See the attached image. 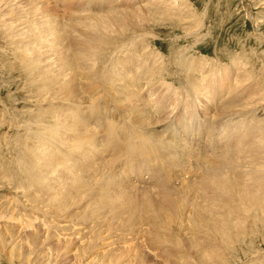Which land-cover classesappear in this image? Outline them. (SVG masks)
<instances>
[{
    "label": "bare ground",
    "instance_id": "6f19581e",
    "mask_svg": "<svg viewBox=\"0 0 264 264\" xmlns=\"http://www.w3.org/2000/svg\"><path fill=\"white\" fill-rule=\"evenodd\" d=\"M17 1L0 0V31L11 42L5 41L10 49L0 44V54L6 58L11 50L16 53L14 62L24 72V94L33 98L37 110L31 112L29 105L26 110L27 154L22 141L17 142V149L25 151L20 158L22 178L21 170L14 177L10 169V175L7 164L0 184L22 191L38 215L28 214V222L35 221L22 234L5 213L0 254L15 251L13 258L18 255L25 264H93L81 259L95 254L101 258L95 264H157L154 259L159 264H229L221 247L231 249L235 236L261 218L256 212L264 218V69L242 54L231 62L237 63L235 71L224 70L225 63L216 58L197 59L186 49L165 58L155 47L152 26L156 16L163 15L154 7L164 5L193 24L181 0H134L128 10L122 8L124 0H76L83 11L64 24L69 15L60 22L42 0H20V7ZM201 30L194 24L184 37L191 35L192 45L198 44ZM257 83L263 87L259 95L253 91ZM103 85L119 90L118 113L104 117L101 109L81 110L94 103L93 94L101 93ZM117 117L128 123L130 134L114 125ZM102 120L109 132L103 148L112 151L105 152L107 159L95 145ZM160 127L170 138H179L180 147L158 139L163 137ZM190 137L203 140L198 150L186 141ZM120 155L130 173L139 166L149 172L153 184L138 188L119 180L110 165ZM177 180L178 187L173 185ZM136 194L165 201V223L152 200H128L131 210L110 229L115 200ZM179 219L183 221L177 227L167 224ZM109 229L110 237L99 240ZM187 235L210 237L211 242L200 245ZM99 244L101 248L92 247Z\"/></svg>",
    "mask_w": 264,
    "mask_h": 264
},
{
    "label": "rangeland",
    "instance_id": "374dc122",
    "mask_svg": "<svg viewBox=\"0 0 264 264\" xmlns=\"http://www.w3.org/2000/svg\"><path fill=\"white\" fill-rule=\"evenodd\" d=\"M18 1L17 3H19L18 6L20 7L22 4L20 0ZM138 1L139 0H137V2ZM42 2L44 3V5L46 4L45 9L49 12V14L53 18L55 17L59 21L66 20L67 16L69 15V19L71 20L67 19L68 21H63V24L67 22H71L73 18H77L75 17V16H78L77 14H80V12H82V11H70L71 2L66 1V0H42ZM132 2L135 4L136 1L129 0L128 2L124 4L125 8L123 7V9H126V8L127 10L131 9L134 6V5L132 6ZM181 4L182 5L185 4L188 14L191 16V19L194 20L193 24L186 23L187 21H185L184 19L185 16L180 17L178 14L174 13L173 11H169L167 7L165 8L164 5L157 4L154 7L158 15L160 14L163 15L162 17L156 16V21L152 26L153 30L157 33L156 35L157 39L154 40L155 47L157 46L156 49L159 50V52L165 58L168 59V58H171L172 56L173 58H175L174 57L175 53H178L186 49L189 53L194 54V56L197 59L205 58L209 61H212V59L216 58L218 60H221L220 62L225 63L224 70L235 71L237 68V63L231 64V62L234 60L237 61L238 55L242 54L243 56L252 58L253 59L252 63L254 64L255 62L254 65L256 68H259L261 71L262 69H264V0H181ZM76 5L78 6L81 4L77 2ZM64 14L66 15L65 18H64L65 16ZM70 15H72L71 16L72 18H70ZM56 19H54V21H57ZM194 24L200 25L202 27L201 38L203 39L198 44L192 45L193 43L192 40L194 38L191 35L187 37H184V35H186L187 33L191 31L192 27H194ZM1 33L2 32L0 31V34ZM5 38H6V35L1 34L0 44L3 45V47L5 48L10 49L11 46L6 43V42H10V40H8V38L6 39ZM11 45L13 49L15 50L14 45L13 44ZM20 52L21 51H17L18 54H20ZM6 58L2 54H0V152H1L0 162H3L6 159L8 161V158L9 159L11 158L14 164L10 160L8 162L5 161L6 164L3 163L2 164L3 166L0 164L1 166L0 172L3 171L4 166L8 164L9 165L8 173L11 175L13 174L12 170H14L15 171L14 177H15V174H17V172L21 170V167L23 164L22 163L23 160L21 159H24L23 153H25L26 151V154H27V148H25L26 147L25 138L27 137V135L26 133H24V120H26L27 116L29 117V115H27L28 111L26 110H28L29 107H31L30 111L36 112L37 107L34 104H31V101L33 100V98L24 94V72L21 71L20 68H18L17 63L14 62L16 59H18L16 53L11 50L9 52V55ZM256 75H257V72H256ZM230 82H231V78H230ZM101 87H100V91L102 94L99 92V90L95 94H93L95 96V99L96 100L98 99V100L94 101V98H92L90 103L91 102H94V103L93 104L91 103V106L97 102L105 103V99L107 97L109 99L107 98L105 104L107 105L111 104L110 103L111 94H108L109 92L111 93L110 89L108 90L103 85V88L101 90ZM104 90L107 93L104 92ZM262 90H263V87L260 85V83H257L253 91L257 92L259 95ZM205 91L206 90L204 88L203 92ZM97 93L98 94L100 93L102 96L100 94L98 95ZM96 96L97 97L99 96V98H96ZM107 101H109V103ZM87 106H90V104L89 105L87 104ZM263 109H264V106H263ZM24 110L26 111V113ZM210 118L212 120V117ZM18 141L19 143L20 141H22L21 146H23L24 144L25 147L23 146L24 147L23 149H25V151L24 150L20 151L19 149H17V146L18 148L21 147L20 146L21 143L20 144L17 143ZM103 150L106 153L111 152L112 154V151H110V149L108 148H103ZM15 155H17L18 157ZM10 162L12 166L14 165L13 167L10 166ZM16 162L18 163L16 164ZM19 163L20 164L22 163L20 168H19ZM15 164L17 165L18 168L16 167ZM15 167L17 168V170L15 169ZM10 169L12 172H10ZM4 170H6V168ZM18 173H21L20 174L21 177L20 175L19 177L22 178L23 170H21ZM11 186L13 187L14 185L11 184L9 186L8 183H6L5 186H3L2 184H0V194L2 195L0 196V213L1 212L3 213V214L2 213L0 214V221L1 220H2L1 222L7 221V219H5V217L7 216L6 218H8V220L10 219L9 223H11L12 225H15V227L17 228L18 231L17 230L16 231L19 233V231L21 230L22 234H24V232H26V229L28 231L31 230V228L33 227L32 224H34V221H35L34 220L35 218L32 219L33 217H31L32 219L31 222L33 223L31 222L29 223L28 222L30 221L29 215L35 216L38 212L36 211V208L33 207L34 206L33 203L31 204L30 201L23 199L24 193L22 191H19V189H16L15 187L12 188ZM10 188L13 189L14 192L16 191L14 193L15 195L12 193L13 191ZM6 189L9 192V195L6 192ZM9 196L10 198L13 196L12 199H10ZM18 196L19 197L22 196L21 200ZM15 200L17 201L16 202L17 205H20V206L16 205ZM18 200L20 201V203ZM25 200L26 202H24ZM128 200H135V201L152 200L154 203L153 204L154 210L157 211L159 220L161 221V216H163V213H161V210H163V206H165V201L161 200L158 196L154 195V196L148 197L143 194H136L135 196L120 195L118 199L115 200V203L113 205V210H112L113 221L110 224V229L111 227H115L117 226L118 223L122 222L123 218L131 210L132 204ZM28 204H29V207H26V209L28 210L26 209L23 210L24 206H28ZM15 206H17V208ZM31 206H32V209H31ZM9 208L11 209L9 210ZM29 209H31L32 211ZM15 210L18 211L19 214H21V215H18V212H16L17 218L15 215ZM22 210L25 212L24 214ZM33 211L35 212V214H33ZM82 212L83 211H81V213ZM5 213H7L6 216H5ZM256 213H258L256 215H258L261 218L258 221H256L254 224L249 225L247 227L245 234H243L242 236L241 234H238L237 238L235 236V239H236V240L234 239L235 243H233L232 245L233 247L231 246L232 251L225 244L221 247V250H223L222 252L224 253L222 254L224 255V258L226 259V261L229 262V264H252L251 261H254V260H255V264H264V218L262 217V215H259L260 212H256ZM8 214L11 216H9ZM2 215H3V219L1 218ZM12 216H14L15 221L11 219ZM20 216H21V219H24V217L26 219V221L24 220L25 222L22 220L21 222L22 224L19 222V220L21 221ZM181 221H183V219H179V221H171V223H167V224L175 225V227H177L180 225ZM161 222L165 223V221H161ZM63 224L64 223H62V225ZM40 226H42V224H40ZM110 229L102 233L101 234L102 237L99 238V240L102 238L107 239L108 237H110L108 234L110 232ZM183 235H186V233L183 232ZM170 236L172 235L170 234ZM198 236L199 238H197V236L196 237L188 236V237L191 238L197 244L204 245V246L208 245L211 242L210 237H206L202 235H198ZM177 237L175 239H177ZM125 238H130L129 240L131 241V237L128 236ZM131 242H129V245H132ZM107 244H109V242H107ZM101 245L102 244L93 245L92 247L101 248ZM6 246L9 247L10 245L7 244ZM127 247H124V248L117 247V248L122 252H126ZM9 249L11 248L9 247ZM14 252L15 251H13V253L10 254L9 250L7 249L4 251V254H0L2 255V257L0 256V264H25L26 262L24 261V259H23V262L18 261L17 259L18 255H16L15 258H13ZM256 252L258 253L256 254ZM259 252H261V254H259ZM100 259L101 258L97 256V254H95L93 256H89L86 259H81V261H89L90 263L95 264L93 261L100 260ZM148 259L150 260V257ZM152 261L154 263L156 262L157 264L161 263L160 261L157 262V260L155 259ZM32 264H35V263H32Z\"/></svg>",
    "mask_w": 264,
    "mask_h": 264
}]
</instances>
